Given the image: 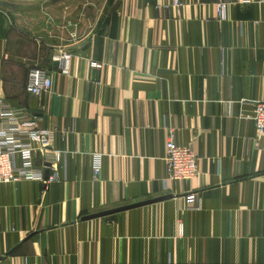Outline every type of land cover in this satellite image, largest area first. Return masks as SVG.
Segmentation results:
<instances>
[{
	"label": "crops",
	"instance_id": "crops-1",
	"mask_svg": "<svg viewBox=\"0 0 264 264\" xmlns=\"http://www.w3.org/2000/svg\"><path fill=\"white\" fill-rule=\"evenodd\" d=\"M216 1L64 0L58 18L76 23L66 45L47 35L53 12L38 37L33 17L29 32L8 36L0 7V99L26 108L66 153L46 188L0 184V264H264V136L253 120L264 2L228 0L219 21ZM60 52L72 55L67 74L53 65ZM36 64L52 82L39 97L26 91ZM169 131L196 153L195 180L165 181ZM190 194L200 211L187 209Z\"/></svg>",
	"mask_w": 264,
	"mask_h": 264
},
{
	"label": "built area",
	"instance_id": "built-area-1",
	"mask_svg": "<svg viewBox=\"0 0 264 264\" xmlns=\"http://www.w3.org/2000/svg\"><path fill=\"white\" fill-rule=\"evenodd\" d=\"M264 2V0H241L242 4ZM181 4V0H174V5ZM228 0L215 2L217 19H227ZM72 55L60 52L54 56L58 61L61 73L67 74L68 62ZM91 66L101 69V63L93 62ZM26 86L27 93L39 97L52 87L51 76L47 68L34 67L29 71ZM253 117L256 131L264 136V100L254 102ZM49 131L39 128L34 118L30 117L26 108H14L6 100L0 99V184L17 183L20 181H37L46 188L57 179V166L65 156L64 151L52 150L47 145ZM41 153L43 164L36 165L35 158ZM164 161L167 167L166 182L184 183L198 177V157L191 147L179 146L174 141V133L169 131L166 142ZM49 165V166H47ZM50 169L45 176V170ZM94 177L101 173V157L97 155L93 167ZM187 209L200 211L201 205L196 194L186 197ZM179 232L183 233V225L179 224ZM171 264V263H169Z\"/></svg>",
	"mask_w": 264,
	"mask_h": 264
},
{
	"label": "rangeland",
	"instance_id": "rangeland-1",
	"mask_svg": "<svg viewBox=\"0 0 264 264\" xmlns=\"http://www.w3.org/2000/svg\"><path fill=\"white\" fill-rule=\"evenodd\" d=\"M31 3H34V4H38L40 5L41 7H43V9H40V10H37L35 12H31V13H13V12H9L10 16L12 18H6L7 22L6 24L8 25L9 27V30H7L8 32V36L10 35H13L14 36V33H16V31H18V29H20L21 31L23 32H29L28 29H25V27H27V23L29 22V20L27 19L26 20V17L30 18V17H33V19H35V29L33 30L34 32V35L38 37V35H40V33H38V31L40 30V22H46V18H47V12L49 13H54L55 16H52V15H48L49 16V19H50V25H49V28H48V33L47 35L49 36V38L52 39L53 42H57L59 45H66L69 41V38L73 37V33H75V31H71L70 29L72 28H76L75 27V24L70 18H65L64 21L61 20L60 18H58V13H57V10H55V6L57 7L58 4L56 5H50V1L49 0H46V2H34V0H30ZM29 1V2H30ZM67 4L69 5H72V0H65ZM64 2V1H63ZM26 15V16H25ZM22 17V23H20L19 25H17V17ZM66 25V28L64 30H61L60 28L63 27ZM68 29V30H67ZM60 31H64L65 32V35L64 36H60L59 35V32ZM20 32V31H19ZM37 65V66H36ZM34 67H42L40 66L39 64H36Z\"/></svg>",
	"mask_w": 264,
	"mask_h": 264
},
{
	"label": "water",
	"instance_id": "water-1",
	"mask_svg": "<svg viewBox=\"0 0 264 264\" xmlns=\"http://www.w3.org/2000/svg\"><path fill=\"white\" fill-rule=\"evenodd\" d=\"M50 1V5H56L59 2H63L64 0H49ZM0 7L4 10H7L9 12H17V13H31L32 11L35 12L37 10L43 9V7H41L38 4H34V3H30V4H22V3H18V2H10L7 0H0ZM53 65L58 66V61H55V63H53ZM47 175H49V172L47 173ZM46 176V175H45ZM164 199H167V197H162L159 199H155V200H150V201H145V202H141V203H136L133 205H128L125 207H121L118 209H113L110 211H106L103 213H99V214H95V215H90L88 217H86V219H93L96 217H101V216H106L109 214H115L118 212H122V211H126L132 208H136V207H140V206H144L147 204H151V203H155L158 201H162Z\"/></svg>",
	"mask_w": 264,
	"mask_h": 264
}]
</instances>
